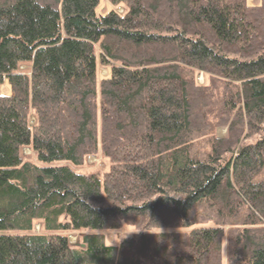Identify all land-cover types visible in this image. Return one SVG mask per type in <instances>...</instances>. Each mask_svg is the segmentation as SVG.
<instances>
[{
	"label": "trees",
	"instance_id": "1",
	"mask_svg": "<svg viewBox=\"0 0 264 264\" xmlns=\"http://www.w3.org/2000/svg\"><path fill=\"white\" fill-rule=\"evenodd\" d=\"M100 1L0 0V264H264V0Z\"/></svg>",
	"mask_w": 264,
	"mask_h": 264
},
{
	"label": "rangeland",
	"instance_id": "2",
	"mask_svg": "<svg viewBox=\"0 0 264 264\" xmlns=\"http://www.w3.org/2000/svg\"><path fill=\"white\" fill-rule=\"evenodd\" d=\"M112 7V4L109 0H101L100 4L97 7V12L101 13L104 12ZM124 9L123 5L118 6V10L122 11ZM22 67H28V65H23ZM99 73L100 75H106L108 73V67L104 64H100L99 67ZM199 80L202 82L203 81V74H199ZM4 90H10L9 89V83L6 80L4 84ZM227 132V127L226 126H219L217 128V133L218 135H224ZM23 153L25 155H31L34 158V153L31 151V148L26 146L23 148ZM111 163V159L109 157L103 156L101 154H90L87 157V164L82 167H78L77 169L80 171H104L109 167ZM35 229L37 231H40L42 229V225L40 222L36 223ZM132 228L129 226H124L120 229H109V230H104V233L106 234L107 240L112 243H119L122 237L126 234H129L132 232ZM87 231V229H78V230H72V231H67V232H62L66 233L69 235V239L72 242L77 243L80 241L81 235Z\"/></svg>",
	"mask_w": 264,
	"mask_h": 264
},
{
	"label": "bare ground",
	"instance_id": "3",
	"mask_svg": "<svg viewBox=\"0 0 264 264\" xmlns=\"http://www.w3.org/2000/svg\"><path fill=\"white\" fill-rule=\"evenodd\" d=\"M211 77V76H210ZM214 84V83H213Z\"/></svg>",
	"mask_w": 264,
	"mask_h": 264
}]
</instances>
